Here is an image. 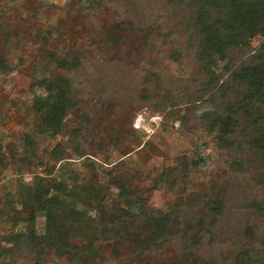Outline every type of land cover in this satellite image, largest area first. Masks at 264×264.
Masks as SVG:
<instances>
[{"label":"trees","instance_id":"1","mask_svg":"<svg viewBox=\"0 0 264 264\" xmlns=\"http://www.w3.org/2000/svg\"><path fill=\"white\" fill-rule=\"evenodd\" d=\"M137 1L148 5L145 22L138 24L153 29L168 59L182 68L177 75L151 68L138 85L121 73L120 95L134 110L149 107L164 114L165 133L170 134L172 121L186 128L195 122L215 139L224 151L221 164L226 169L216 179L215 200L204 202L197 195L200 190L184 186L181 204L162 211L135 198L121 182L104 184L103 189L98 182H80L75 174L61 175L62 167L59 177L38 174L30 185L17 188L15 204L27 213L25 228H13L4 238L6 233L0 234V243L14 244L6 253L18 256L23 248L35 264H46L49 254L67 264H95L105 251L115 256L123 246L144 254L172 243L185 254H201L203 261L210 257L208 264H264V0H122L121 7L127 10ZM60 62L59 73H50L46 60L34 61L28 69L32 87L47 96L35 97V122L25 131L21 154L25 161L47 167L48 176L52 168L37 160L41 140L67 138L44 151L54 165L67 159L66 146H77L78 139L64 119L75 107L86 108L93 101L76 92L87 56L72 50ZM103 100L98 97L95 105ZM175 138L181 141L178 134ZM196 148L190 155L183 151L194 169L205 167L209 159ZM165 181L157 179L155 185L173 189ZM112 189L117 192L114 202L103 205ZM199 201L204 202L200 212L212 216L208 225L194 207ZM92 206L114 218L89 217ZM15 210L4 202L0 221ZM38 216L44 220L40 230L35 228ZM220 244H229L231 258L219 259ZM6 253L0 249V264H9L1 262Z\"/></svg>","mask_w":264,"mask_h":264},{"label":"rangeland","instance_id":"2","mask_svg":"<svg viewBox=\"0 0 264 264\" xmlns=\"http://www.w3.org/2000/svg\"><path fill=\"white\" fill-rule=\"evenodd\" d=\"M137 3L125 10L122 0H0V205L8 202L16 208L9 219L0 221V234L6 233L1 238L8 237L13 228H25L27 213L15 204L17 188L30 185L38 174L59 177L62 167L61 175L75 174L80 182H98L102 187L121 182L135 198L162 211L181 204L184 186L200 190L197 195L204 202L215 200L219 185L216 179L226 171L221 164L224 151L215 139L195 122L186 128L172 121L168 123L170 134L165 133L164 114L149 107L134 110L120 95L121 73L138 85L140 76L151 68L174 75L182 68V64L168 59L169 53L155 31L138 24L145 22L143 11L148 5ZM72 50L87 56L76 92L88 94L93 101L86 108L75 107L64 119L70 133L78 139L77 146H66L67 159L54 165L44 154L67 138L41 140L36 149L37 160L52 168V176H48L47 167L25 161L21 154L25 131L35 122V97L47 96L32 87L28 69L34 61L46 60L50 73H59L57 67L62 57ZM102 96L103 103L95 105ZM176 134L181 141L174 139ZM173 140L180 145L175 147ZM196 147L209 159L205 167L194 169L183 151L188 150L189 155L197 153ZM160 178L172 183L173 189L156 186L155 181ZM116 194L114 189L107 192L102 204L114 202ZM204 202L199 201L194 207L208 225L212 216L200 212ZM67 204L74 206L75 202ZM77 205L81 209L80 203ZM93 207L88 208L89 217L114 218ZM43 222V218L36 217L35 228L42 229ZM80 244H85V240ZM13 246L10 242L0 243L5 253ZM180 249L172 243L140 254L138 249L123 246L115 256L105 251L95 264H208L212 260L209 257L203 261L201 254L188 255ZM20 251L23 254L19 256L17 252L4 254L1 262L35 264L26 258L23 248ZM231 256L229 244L218 245L219 259ZM45 258L46 264H67L65 259L58 260L52 254Z\"/></svg>","mask_w":264,"mask_h":264}]
</instances>
